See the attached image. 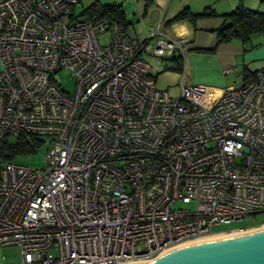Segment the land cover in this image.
I'll return each mask as SVG.
<instances>
[{"label":"built area","instance_id":"1","mask_svg":"<svg viewBox=\"0 0 264 264\" xmlns=\"http://www.w3.org/2000/svg\"><path fill=\"white\" fill-rule=\"evenodd\" d=\"M80 2L0 0V264L151 262L246 231L214 229L264 213V69L188 85L186 35L160 24L140 40L78 18ZM149 57L181 62L177 93ZM21 137L49 147L45 168L7 157Z\"/></svg>","mask_w":264,"mask_h":264},{"label":"crops","instance_id":"2","mask_svg":"<svg viewBox=\"0 0 264 264\" xmlns=\"http://www.w3.org/2000/svg\"><path fill=\"white\" fill-rule=\"evenodd\" d=\"M263 3V1L260 2L259 0H254L251 3H245L246 5H244L250 10L264 13ZM136 6L142 16H147L148 10L142 14L138 1ZM207 7L213 8L219 15L232 12L219 11L215 9L213 5H207L200 11L191 10L194 13H201ZM181 10L182 9L178 8L175 9V11L171 13V17L169 19H167V13L163 18L161 15L157 16L155 18V22L158 23L156 26L160 24H164L165 26V22L171 20ZM226 24V21L222 17H216L198 19L194 26L187 21L174 24L168 28L165 26L169 31L180 35H186L190 39L189 51L186 56L189 66L187 75L190 76L191 81L196 83L195 86L225 89V87H220L224 85L222 73L225 69H237L238 72L236 74L247 70L251 76L255 72L264 69V36L255 35L247 44H243L240 41H234L229 44L220 45L218 43L217 31ZM143 26L147 28L144 21ZM162 79L164 80L160 81V88L164 90H171V85L175 80L174 75L168 80H165L164 76ZM242 83H244V79ZM174 89L176 90V88Z\"/></svg>","mask_w":264,"mask_h":264},{"label":"rangeland","instance_id":"3","mask_svg":"<svg viewBox=\"0 0 264 264\" xmlns=\"http://www.w3.org/2000/svg\"><path fill=\"white\" fill-rule=\"evenodd\" d=\"M138 5L141 9L142 14L145 13L146 6L149 5L150 2L147 0H137ZM254 0H152L153 4L149 5L147 16L143 17V21L146 25L145 28L143 26L142 21H140L139 15H138V8L132 1H124V0H81V3L78 5L77 8V16H82V14L87 10L89 7H91L95 3H101L104 6H109L112 4L115 5H123L124 10L126 11V15L128 20L132 23V29L138 36L140 40H144L148 38L149 36V29L152 27H155L157 22H155V18L159 15L164 17L167 13V19H169L171 16V13L175 11V9H184V8H190L194 11H200L207 5H213V7L219 11H234L242 2L245 4L251 3ZM260 2L262 0H259ZM245 4V5H246ZM264 4V3H263ZM247 8V7H246ZM162 13V14H161ZM231 13V12H230ZM100 42L103 44H106L108 42V37L106 35H103L100 37ZM147 60L152 64L153 66V74L158 78V87L160 88V81L164 80L162 77H165V80H168L171 78V76L174 75L175 80L173 84L171 85V91L172 93H177V90L174 88L177 87V85L180 83V74L176 71H173V64L170 62H165L162 59L159 58H147ZM172 75H169V74ZM217 76L216 74H214ZM177 76V77H176ZM222 77L224 79V85L220 87L228 88L229 86H239L242 84L243 77L241 73L234 74V75H224L222 73ZM185 83L188 85H195L193 81L190 80V76L187 75L185 77ZM66 86H70L67 84ZM219 87V86H215ZM48 146H42L39 149V152L37 154L24 156L22 159H18L17 162L20 164L27 165L29 167L34 168H45L46 163L45 159L48 153ZM247 229L244 232H250L257 230L259 228H264V213L258 214V215H250L247 216L246 219L242 222H235L230 225H223L216 227L214 231L216 232H222L227 230H234V229ZM9 260L13 262H19V254L15 250H8L4 252Z\"/></svg>","mask_w":264,"mask_h":264},{"label":"trees","instance_id":"4","mask_svg":"<svg viewBox=\"0 0 264 264\" xmlns=\"http://www.w3.org/2000/svg\"><path fill=\"white\" fill-rule=\"evenodd\" d=\"M147 1L150 2L149 5L153 4L152 0ZM262 1L264 2V0ZM78 5L74 8L76 14ZM149 5L146 6L145 10L148 9ZM143 17L144 16H142V18ZM216 17H222L227 23L217 31L218 43L220 45L229 44L234 41L247 44L255 35L264 36V13L246 8L243 2L233 12L223 15H219L211 7L205 8L201 13H194L190 8L186 7L178 12L171 20L165 22V26L168 28L174 24L186 21L194 26L198 19ZM78 18H83L92 23H98L103 20L118 21L126 27H132V23L128 20L123 5L112 4L104 6L97 2L85 10L82 16H78ZM175 71H182L181 62L177 64ZM241 74L246 82L250 81L253 76H251L247 70L243 71ZM36 146H38L37 142L31 143L27 139L21 137L15 144L7 147L9 152L7 157L9 159H15L16 156L31 155L35 152Z\"/></svg>","mask_w":264,"mask_h":264},{"label":"water","instance_id":"5","mask_svg":"<svg viewBox=\"0 0 264 264\" xmlns=\"http://www.w3.org/2000/svg\"><path fill=\"white\" fill-rule=\"evenodd\" d=\"M148 264H264V230L190 245Z\"/></svg>","mask_w":264,"mask_h":264},{"label":"bare ground","instance_id":"6","mask_svg":"<svg viewBox=\"0 0 264 264\" xmlns=\"http://www.w3.org/2000/svg\"><path fill=\"white\" fill-rule=\"evenodd\" d=\"M262 230H264V228H262ZM257 231H258V229L254 230V231H250V232L236 231V232H232L230 234H224L223 233V234L212 235V236L204 237V238L197 239V240H194V241L186 242V243L181 244V245H179V246H177L175 248H172L170 250H167V251L163 252L154 261L160 259L161 257H163L164 255H166L167 253H169L171 251H174V250H177V249H181V248H184V247H187V246H190V245H195V244L204 243V242H210V241H217V240H222V239H228V238H233V237H240V236H244V235L255 233ZM154 261H152V262H154ZM148 263H151V262H138V263H127V264H148Z\"/></svg>","mask_w":264,"mask_h":264}]
</instances>
